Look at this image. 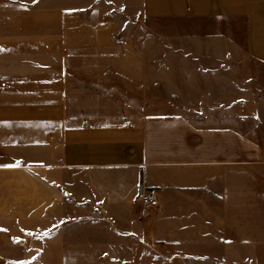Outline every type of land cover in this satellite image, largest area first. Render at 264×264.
I'll return each mask as SVG.
<instances>
[{
    "label": "crops",
    "instance_id": "obj_1",
    "mask_svg": "<svg viewBox=\"0 0 264 264\" xmlns=\"http://www.w3.org/2000/svg\"><path fill=\"white\" fill-rule=\"evenodd\" d=\"M128 2L148 16L235 21L202 40L264 64V0ZM75 21L72 38L52 40L53 56L46 23L41 37L33 22L0 34L1 264L46 255L56 237L46 223L93 205L114 238L153 235L164 254L201 255L203 264H264V144L229 121L111 100L112 82L131 76L130 46L114 22ZM151 188L159 205L147 232L134 209Z\"/></svg>",
    "mask_w": 264,
    "mask_h": 264
},
{
    "label": "rangeland",
    "instance_id": "obj_2",
    "mask_svg": "<svg viewBox=\"0 0 264 264\" xmlns=\"http://www.w3.org/2000/svg\"><path fill=\"white\" fill-rule=\"evenodd\" d=\"M128 1L0 0V34L11 35L13 24L33 22L37 37L46 23L53 56L58 43L52 40L72 38L68 25L76 18L87 24L114 22L117 37L130 46L131 76L114 80L118 84L110 87L108 98L147 113L176 111L194 119L229 121L264 144V64L239 52L234 53L238 61L231 60L225 49L214 43L209 47L201 38L220 27L233 29L236 22L148 16ZM65 49L69 54L70 48ZM97 65L84 64V69L97 70ZM152 210L134 209L147 232L153 228ZM105 214L99 205L68 208L65 222L46 223V234L50 230L56 236L46 239V255L15 256L14 264H203L201 255L164 254L169 250L165 242H156L153 235L114 238L117 229ZM132 248L136 252L130 253Z\"/></svg>",
    "mask_w": 264,
    "mask_h": 264
},
{
    "label": "built area",
    "instance_id": "obj_3",
    "mask_svg": "<svg viewBox=\"0 0 264 264\" xmlns=\"http://www.w3.org/2000/svg\"><path fill=\"white\" fill-rule=\"evenodd\" d=\"M140 202L146 209L157 207L159 205L157 190L155 188L149 189L141 196Z\"/></svg>",
    "mask_w": 264,
    "mask_h": 264
},
{
    "label": "snow or ice",
    "instance_id": "obj_4",
    "mask_svg": "<svg viewBox=\"0 0 264 264\" xmlns=\"http://www.w3.org/2000/svg\"><path fill=\"white\" fill-rule=\"evenodd\" d=\"M19 166H20V164H19V162H17V164H15V165H5L3 167H19ZM0 231H6V230L5 229H0ZM15 242H19V240L16 239Z\"/></svg>",
    "mask_w": 264,
    "mask_h": 264
}]
</instances>
